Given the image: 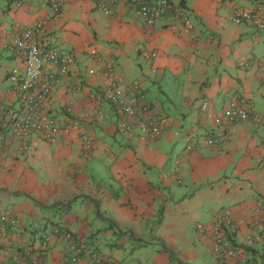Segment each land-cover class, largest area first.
Masks as SVG:
<instances>
[{
    "label": "crops",
    "instance_id": "obj_1",
    "mask_svg": "<svg viewBox=\"0 0 264 264\" xmlns=\"http://www.w3.org/2000/svg\"><path fill=\"white\" fill-rule=\"evenodd\" d=\"M16 1L0 0V30L48 19L46 40L73 53L74 65L44 111L60 127L74 119L81 130L60 134L54 143L34 134L26 141L9 136L0 145V209L12 210L19 221L0 237V264H11L25 248L30 264L34 258L38 264H74L69 242L54 233L57 226L85 246L78 264L91 257L112 264H239L243 258L264 264V238L250 248L244 244L255 232L248 222L259 207L264 219V125H229L225 145L205 142L217 127L207 113L222 112L233 99L249 100L264 114V31L231 20L236 6L259 8L264 20V0H176L189 25L167 13L153 26L126 1L112 16L92 0H52L62 3L60 14L44 0H26L19 8ZM7 42L0 37L3 125L22 109L9 76L23 65ZM243 59L249 68L240 66ZM109 64L127 85L141 83L139 106L167 117L158 139L122 133L114 107L91 100L104 91ZM83 133L94 138L89 155ZM225 210L239 223L235 236L227 232L238 254L221 262L210 234L205 238L198 225L208 229Z\"/></svg>",
    "mask_w": 264,
    "mask_h": 264
},
{
    "label": "built area",
    "instance_id": "obj_2",
    "mask_svg": "<svg viewBox=\"0 0 264 264\" xmlns=\"http://www.w3.org/2000/svg\"><path fill=\"white\" fill-rule=\"evenodd\" d=\"M26 0H17L15 6L21 7ZM51 3L52 11L60 14L62 3L52 0H44ZM99 9L107 16L115 14L116 7L126 1L135 14L143 19L149 26L162 19L167 13H175L180 16L184 23L189 25V19L184 9L177 4L176 0H92ZM231 20L236 24L246 22L253 23L260 30L264 31V20L260 17L259 8L250 11L244 8L235 7ZM49 27L48 19H41L31 27H23L19 22H14L12 31L0 30V37H6L7 51L22 61V70L15 69L9 76L12 90L19 96L22 102L20 112L11 116L8 125L0 124V145L5 144L9 136L26 141L34 134L41 135L46 141L54 143L60 134L69 135L81 130L78 121L70 119L64 127H60L51 115L44 111L49 106L51 97L69 74L74 65L73 53L64 48L55 47L46 40ZM156 53H145L146 58L156 57ZM242 68H249L250 64L246 59L240 62ZM93 71H91L92 73ZM260 74L264 79V63L260 67ZM107 79L104 91L91 94L90 98L99 106L107 103L112 105L120 117L119 129L126 135L138 132L139 136L147 140L158 139L167 124V117L157 114L147 105H140L144 101L145 93L139 81H132L129 85L125 83L122 76L115 73L111 64L105 70ZM127 85V86H126ZM208 104L203 105V110H208ZM101 116V115H100ZM207 116L214 120L216 129L213 134L206 138L207 144L223 146L228 141L227 127L241 122L251 121L256 125H264V114L255 110L254 104L246 99H233L220 113H207ZM84 149L90 153L93 149L94 138L92 135L81 134ZM189 146L188 149H191ZM89 155V154H88ZM261 207L257 209L258 216L251 219L249 225L253 226L255 232L247 235L246 246H253L262 241L264 230V219L262 218ZM12 210L0 209V237L5 236L4 229L16 227L19 224ZM251 226V227H252ZM239 230V223L233 218L230 210L218 212L209 228L198 225V231L205 238L210 239L211 248L215 257L221 261L237 257V249L230 245L227 232L235 236ZM207 231L210 234L208 237ZM55 234H60L69 242V259L72 263L78 264L85 256V246L79 238L71 231L59 226L54 228ZM42 246H49V239L42 242ZM31 250L25 248L22 253L16 254L11 264H30ZM32 264H38L39 260L34 258ZM88 264H112L104 257H91ZM239 264H247L243 258Z\"/></svg>",
    "mask_w": 264,
    "mask_h": 264
},
{
    "label": "trees",
    "instance_id": "obj_3",
    "mask_svg": "<svg viewBox=\"0 0 264 264\" xmlns=\"http://www.w3.org/2000/svg\"><path fill=\"white\" fill-rule=\"evenodd\" d=\"M263 224H264V222H263ZM263 234H264V231H263V233H262V236H263ZM263 238H264V236H263ZM262 240H263V239H262ZM261 242H262V241H261ZM259 243H260V242H259ZM253 246H254V245H253ZM246 247H247V248H250L249 246H246ZM251 247H252V246H251ZM171 256H172V258H173V263H174V262H175V261H174V260H175V259H174V258H175V257H174V254L171 253ZM106 259H107V258H106ZM108 260H109V259H108Z\"/></svg>",
    "mask_w": 264,
    "mask_h": 264
},
{
    "label": "rangeland",
    "instance_id": "obj_4",
    "mask_svg": "<svg viewBox=\"0 0 264 264\" xmlns=\"http://www.w3.org/2000/svg\"><path fill=\"white\" fill-rule=\"evenodd\" d=\"M180 262V261H179Z\"/></svg>",
    "mask_w": 264,
    "mask_h": 264
}]
</instances>
